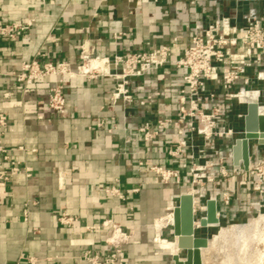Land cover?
Returning <instances> with one entry per match:
<instances>
[{
  "label": "crops",
  "instance_id": "0c3cea01",
  "mask_svg": "<svg viewBox=\"0 0 264 264\" xmlns=\"http://www.w3.org/2000/svg\"><path fill=\"white\" fill-rule=\"evenodd\" d=\"M219 14L238 26L250 17L264 24V0H162L141 6L136 0H0L2 23H32L15 39H0V116L7 115L10 126L5 133L0 129V141L13 160L33 169L31 178L14 176L0 189V264H28L27 258L38 264H85L81 258L87 251L105 257L112 244L121 245L119 258L126 264H174L172 257L180 251L162 248L169 224L157 230V222L170 214L168 203L179 200L186 187L162 184L148 167H180L181 159L168 155L176 128L171 125L157 141L146 143L132 123L133 117L137 122L146 117L126 113L121 102L113 104L115 82L109 78H64L66 112L50 114L49 89L61 79L47 77L25 88L12 75L34 59L67 61L75 69L83 53L112 59L145 51L148 45H167L176 36L184 47L197 25L206 26ZM118 33L125 36L116 40ZM181 75L172 67L160 74L168 91L158 103L171 117ZM6 93L11 97L6 99ZM239 114H246V107H236L231 120L243 131ZM252 149L257 159H264V146L256 142ZM183 176L186 180L188 174ZM252 184L242 171L211 186L212 194H233L229 206L218 198L220 221L246 212ZM113 187L124 200L106 193ZM63 213L76 222L62 226L58 219Z\"/></svg>",
  "mask_w": 264,
  "mask_h": 264
},
{
  "label": "built area",
  "instance_id": "2783aa9c",
  "mask_svg": "<svg viewBox=\"0 0 264 264\" xmlns=\"http://www.w3.org/2000/svg\"><path fill=\"white\" fill-rule=\"evenodd\" d=\"M162 0H136L138 6L159 3ZM32 23L4 24L0 21V39H15L20 32L26 31ZM125 33L115 34L118 40ZM180 36L171 43L155 47L148 45L145 51L126 55L116 54L109 58H89L84 53L81 63L75 69L67 61L41 62L34 59L23 63L20 72L14 73L16 83L27 88L47 77L61 80L50 87L47 97V111L50 114H64L67 100L63 79L101 77L115 82L111 95L113 104L121 102L126 113L143 115L144 121L132 118L133 131L142 135L146 143H153L165 135L169 126L176 128V141L168 151L174 159H181L180 167L168 168L159 165L148 167L164 185L185 184L184 194L194 191L195 229H202L198 222L206 217L207 201L221 197L226 206L231 204L230 191L210 192L218 178L229 179L232 175L244 172L252 180V198L249 204V217L264 209V159H257L251 148V166L245 171L242 166L233 164L232 148L238 139L244 137V130L232 126V115L238 106L246 107L256 103L264 110V24L250 17L244 26L232 23L229 17L219 14L206 25H197L189 42L182 47ZM44 58V54H39ZM172 67L182 73L181 84L176 90V115L171 117L161 111L159 99L167 96L168 89L160 82L163 69ZM148 82V83H146ZM6 99L10 93L4 95ZM246 114H239L244 121ZM136 116V117H137ZM2 133L10 131L8 117L0 116ZM109 132H112L110 130ZM222 148H226L222 151ZM22 149V148H21ZM224 152V153H223ZM9 168L3 169L5 165ZM144 167V163H139ZM188 177L184 180L183 174ZM23 174L33 176V169L13 160L10 151L0 141V189H5L14 176ZM106 193L121 200L125 196L117 188ZM238 190V194H240ZM170 203V206H169ZM167 205V213L173 212L179 200ZM24 221L29 222L28 204L23 211ZM220 218V217H219ZM62 226L76 222L75 217L63 213L59 217ZM173 228V225H170ZM113 251L101 257L87 251L81 258L85 264H126L120 261L121 245L112 244ZM28 264H38L35 258H27Z\"/></svg>",
  "mask_w": 264,
  "mask_h": 264
},
{
  "label": "water",
  "instance_id": "95a60500",
  "mask_svg": "<svg viewBox=\"0 0 264 264\" xmlns=\"http://www.w3.org/2000/svg\"><path fill=\"white\" fill-rule=\"evenodd\" d=\"M257 142L264 146V114H260L259 106L250 103L246 106L244 118V137L238 139L232 148L233 164L242 166L248 171L251 166V144ZM206 217L200 220L202 229L210 228L213 225H220L219 213L216 200H208ZM174 238L178 237L180 252H185V257L180 259L179 255L173 256L174 264H202L201 249L207 247L208 238L199 237L195 229L194 198L189 194H182L179 198V205L174 211Z\"/></svg>",
  "mask_w": 264,
  "mask_h": 264
},
{
  "label": "bare ground",
  "instance_id": "6f19581e",
  "mask_svg": "<svg viewBox=\"0 0 264 264\" xmlns=\"http://www.w3.org/2000/svg\"><path fill=\"white\" fill-rule=\"evenodd\" d=\"M259 112L260 114H264V110L261 108ZM195 194L194 191H189V195L193 198H195ZM174 222V214L170 212L169 215L157 222V230L163 228L167 224L174 225ZM198 224L200 225V221ZM212 227L217 226L213 225ZM175 238V242L163 240L161 243L162 248L172 249L176 253L179 247L178 237ZM254 244H256L255 248H261L259 251L260 260H258L261 261V264H264V214L262 213L248 225L235 224L230 228H221L219 234L215 235L213 239L208 240L207 247L201 249L202 264H212L213 261L211 258H214L216 252L218 254L215 256V258L218 257V259H215L217 264H249L252 262H250V259L252 260L250 257L256 252L253 247ZM174 252H171V254H175ZM180 259L182 260L181 256Z\"/></svg>",
  "mask_w": 264,
  "mask_h": 264
},
{
  "label": "rangeland",
  "instance_id": "374dc122",
  "mask_svg": "<svg viewBox=\"0 0 264 264\" xmlns=\"http://www.w3.org/2000/svg\"><path fill=\"white\" fill-rule=\"evenodd\" d=\"M255 143H256L255 141L252 142L251 146L253 147L255 145ZM225 150H226V148H224V149L222 148V151H225ZM184 193H186V192H184ZM249 207L250 206L248 204L246 212L242 213V214L239 213L238 216L236 218H234V220H231V219L225 217V218H222V220L220 222V225L217 226V227H210V228H206V229H197L196 230L197 236L206 237V238H208V240H211V239H213V237L215 235L219 234L221 228H230V227L234 226L235 224H245V225L247 224L248 225L249 223H251L255 219H257L261 215V213L264 214V209H263V211L261 213H258L256 211V212H254L252 214L251 217H249ZM220 209H221V205H220ZM154 228H155V226H154ZM164 229L167 230V233L165 234V238L164 239L168 240L169 242H175L176 238H174V235L172 233L173 230H172V227L170 226V224L168 226L164 227ZM168 230H170V231H168ZM160 233H159V237H160ZM157 243H158V246H159L160 245V241H158ZM255 246H256V244H254V246H253L256 252H254V254L252 255L253 257L252 256L250 257V258H252V260L250 259V262L251 261L252 262L249 263V264H261V261H259L260 260V252L259 251L261 250V248L258 249V247L255 248ZM165 251H168V250H165ZM217 255L218 254L216 252L215 255H214V258L213 257L211 258L212 261H213L212 264H217L215 262V259H218V257L215 258V256H217ZM180 256L182 258H184L185 257V252H180ZM216 261H218V260H216Z\"/></svg>",
  "mask_w": 264,
  "mask_h": 264
}]
</instances>
